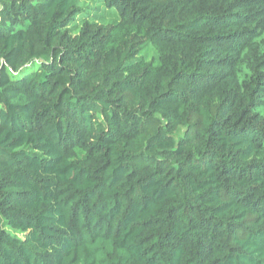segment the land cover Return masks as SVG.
<instances>
[{
  "label": "trees",
  "instance_id": "16d2710c",
  "mask_svg": "<svg viewBox=\"0 0 264 264\" xmlns=\"http://www.w3.org/2000/svg\"><path fill=\"white\" fill-rule=\"evenodd\" d=\"M0 264H264V0H0Z\"/></svg>",
  "mask_w": 264,
  "mask_h": 264
},
{
  "label": "rangeland",
  "instance_id": "374dc122",
  "mask_svg": "<svg viewBox=\"0 0 264 264\" xmlns=\"http://www.w3.org/2000/svg\"><path fill=\"white\" fill-rule=\"evenodd\" d=\"M87 3V2H86ZM90 10H87V12H90L91 15H94V14H100L102 16L106 15L107 14V9L105 7H102L101 5L98 6V5H95V6H92V7H89L87 6ZM108 19H110V17H108ZM117 20H111L109 22H102L101 24H115Z\"/></svg>",
  "mask_w": 264,
  "mask_h": 264
}]
</instances>
